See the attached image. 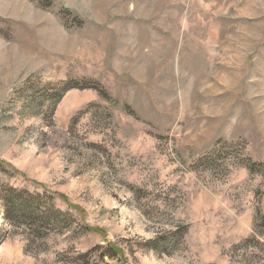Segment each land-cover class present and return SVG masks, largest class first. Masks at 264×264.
<instances>
[{
  "label": "rangeland",
  "instance_id": "374dc122",
  "mask_svg": "<svg viewBox=\"0 0 264 264\" xmlns=\"http://www.w3.org/2000/svg\"><path fill=\"white\" fill-rule=\"evenodd\" d=\"M0 264H264V0H0Z\"/></svg>",
  "mask_w": 264,
  "mask_h": 264
},
{
  "label": "trees",
  "instance_id": "16d2710c",
  "mask_svg": "<svg viewBox=\"0 0 264 264\" xmlns=\"http://www.w3.org/2000/svg\"><path fill=\"white\" fill-rule=\"evenodd\" d=\"M67 85H68V84H67ZM67 85L64 84L62 90H67V89H69V88H74L73 85H71V86H70V85L67 86ZM60 97H61V96H60ZM60 97H59V98H60ZM59 98L56 99V101H55L54 104H53V107H55V106L57 105V103L59 102Z\"/></svg>",
  "mask_w": 264,
  "mask_h": 264
}]
</instances>
